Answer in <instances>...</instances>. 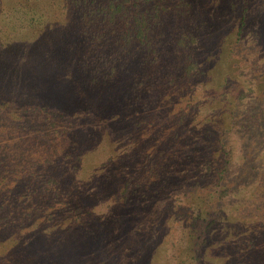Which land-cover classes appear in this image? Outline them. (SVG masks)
<instances>
[{"label":"rangeland","instance_id":"374dc122","mask_svg":"<svg viewBox=\"0 0 264 264\" xmlns=\"http://www.w3.org/2000/svg\"><path fill=\"white\" fill-rule=\"evenodd\" d=\"M192 2L205 9L203 15L208 21L205 38L209 42L202 44H209L208 50L200 53V63L205 66L203 77L179 76L182 74L178 64L181 56L174 47L178 29L174 21L158 29L159 53L151 55L142 47L132 48L134 51L127 57L124 68V79H128L121 83L116 94L109 92L102 96L91 92L82 79H71L79 91L77 101L81 106L70 108L64 102L65 107L60 110L65 115L58 129L81 125L87 134L100 130L97 140L100 146L91 141L86 147L89 155L83 164L78 162L75 151L61 134L55 138L54 148H50V142L45 147L41 139L16 142L3 134L8 126L13 127L12 113L20 115L14 101L6 102L11 112L9 115L0 112L3 144L0 152L4 160L13 164L10 177L14 197L20 202L15 208L24 210L25 214L31 212L32 216L17 219L16 226L9 232L0 230V264H51L45 257H51L59 248V242H54L56 235L63 231L64 236H60L63 238L69 233H78L75 208L60 213L55 219L49 215V210L42 217L33 216L35 209L44 205L40 196L34 198L26 193L35 181L31 182L32 173L37 175V172L56 170V167L64 170L63 177L69 176L73 181L72 189L84 208L83 222L91 223L89 212L112 222L110 238L105 240V257H96L89 240V243L78 242L86 249L80 258L81 264H264V220L257 218L256 211L250 212L263 196L264 178L257 170L253 175L243 152L248 148L247 156L252 157L253 162L264 157V0ZM67 5L66 0L46 1L47 24L64 23L68 17ZM189 20L191 17L180 23ZM241 26L242 34L239 32ZM82 42L85 50L92 51L112 46L109 41L102 44ZM147 52L149 55H145ZM64 78L59 76L53 83L63 86ZM43 95L45 103H57L51 93ZM120 103L124 119L111 125L110 119L117 118L108 119L104 112L110 106L118 109ZM244 116H247L245 121L242 120ZM252 118L254 122L248 123ZM206 139L213 140V145H218L220 140L229 142L234 151L236 164H232L230 169L234 170L226 183L232 187V192L216 208L218 216L211 231V242L202 248L195 244V239L187 255L178 259V248H184L180 246V239L188 217L178 216L179 201L187 199L184 186L181 189L178 185L185 181L190 185L198 177L197 169L204 170V155L208 153L204 149ZM258 147L261 154L257 157ZM25 179H30L26 192ZM125 199L135 208L149 211L148 217L142 215L137 221L136 217L133 223L129 219L130 223L125 224L122 211ZM157 202L164 203L168 209L159 211ZM163 213L167 228L159 233L158 229H148L153 227L154 217L159 220ZM30 221L38 226L37 234L40 230L43 233V241L48 240L45 248L30 240L35 234L25 238V229L20 230L22 223L26 225ZM255 229H261V234L255 236Z\"/></svg>","mask_w":264,"mask_h":264},{"label":"trees","instance_id":"16d2710c","mask_svg":"<svg viewBox=\"0 0 264 264\" xmlns=\"http://www.w3.org/2000/svg\"><path fill=\"white\" fill-rule=\"evenodd\" d=\"M46 1L48 0H0V112L9 115L11 111L6 102L10 100L14 101L15 109L19 108L20 115L12 113L10 118L13 127L8 126L3 131V134L16 139V142L41 139L45 147H48L50 142L51 148L55 138L61 134L68 141V146L75 151L78 162L83 164L89 155L86 147L91 141L100 146L97 144L100 130L87 134L81 125L76 128L70 126L58 129L60 119L65 115L60 110L65 107L64 102L70 108L73 105L81 106L77 101L79 91H76L71 79H82L91 92L102 96L116 94L121 83H126L125 80L128 79H124L126 75L124 68L127 65V57L134 51L132 48L142 47L150 51L151 55L159 53L161 40H156L158 29H164L163 27L171 22L178 23L174 47L181 56L178 64L182 74L179 76L195 79L205 75V66L200 63V53L208 50L209 44L202 45L209 42L205 38L208 21L203 15L206 14L205 9L200 5L196 6L192 0H66L67 20L64 23L57 21L53 25L47 24V16L44 13ZM199 15L202 17L199 18ZM190 17L191 20L181 25L182 19L186 21ZM242 23L245 24L244 18ZM243 31L241 26L239 32L242 34ZM84 40L87 43L101 44L109 41L112 42V46L110 48L104 46L93 51L89 48L85 50L86 46L82 42ZM145 55H149L148 52ZM122 65L124 66L121 71ZM30 74L34 76L30 77ZM59 76L61 79L70 78H64V85L59 86L53 83ZM62 91L67 92L61 94ZM45 93H51V97L55 98L57 103H45L46 98L43 95ZM28 106L32 108L27 110ZM121 106V103L118 109L110 106L104 112L108 119L117 118L110 119L109 124H118L124 119L120 113L123 109ZM246 119L247 116H244L242 120ZM250 122H254L253 118L248 121ZM65 133L66 137L63 136ZM212 141L206 139L204 149L208 153L204 155L206 161L204 170L197 169L198 177L190 182V185L186 181L178 185L181 189L184 186V197L187 196L186 201H179L178 216H188L181 233L183 238L180 239V246L184 248H178L180 253L178 259L187 255V250L191 248L190 245L195 239V244L202 248L211 242V231L218 216L216 208L232 192V187L226 183L229 182L228 176L234 170L230 169L232 164H236L234 151L229 142L220 140L218 145H213ZM1 145L3 146L0 140ZM259 149L260 147L257 150V157L261 154ZM247 150L243 152L251 165L253 175L257 170L259 171L257 174L264 178L262 160L264 157L260 156L257 162H253V158L247 156ZM112 164L117 166V163ZM12 165L11 161L2 158L0 152V230L5 232L16 226L17 219L32 216L31 212L25 214L24 210L21 212L15 208L20 202L14 197L15 189L10 177ZM63 172V169L56 167V170L37 172V175L32 173L31 182L35 181L30 187H28L30 179L23 180L25 192L28 187L26 193L29 192L34 198L40 196L44 205L35 209L34 217H42L43 213L49 210V215L55 219L60 213L75 208L74 217L79 221L81 233L76 230L78 233H69L63 238H60L64 236L63 231L57 234L54 242H59L60 246L53 252V257H45V260L49 259L51 264H81L80 258L84 256L86 249L78 242L89 243L87 240L92 242L89 244L92 245L96 257H105V240L110 238L112 222L101 215H93L92 212L88 215L91 223L83 222L84 217L81 214L84 208H81L82 205L72 189L74 187L72 179L69 176L63 177ZM191 191L194 192L193 195H189ZM127 192L128 190L126 194ZM27 196L24 197V201L27 200ZM162 202H157L159 211L168 209ZM182 203L185 205L182 206ZM124 204L125 206L121 207L126 219L125 224H129L130 220L133 223L136 217L137 221L142 215L145 217L149 215V211L135 208L128 199H125ZM253 211H256L257 218L264 220V193L250 212ZM161 216L159 220L154 217L153 227L148 229L153 231L158 229L159 233L160 230L167 228L165 213ZM32 223V221L26 225L22 223L23 227L20 230L25 229L23 231L25 238L35 234L30 240L38 242L41 248L42 245L45 248L49 244L48 240L43 241V233L40 230L41 234H37L38 226ZM262 227L264 228V221ZM261 232V229H255V236Z\"/></svg>","mask_w":264,"mask_h":264}]
</instances>
